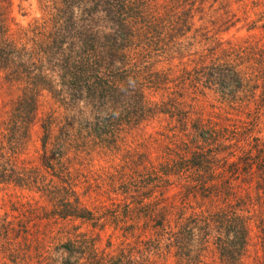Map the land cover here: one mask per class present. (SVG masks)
<instances>
[{
	"label": "trees",
	"instance_id": "16d2710c",
	"mask_svg": "<svg viewBox=\"0 0 264 264\" xmlns=\"http://www.w3.org/2000/svg\"><path fill=\"white\" fill-rule=\"evenodd\" d=\"M14 5L0 0V185L60 228L39 264H264V35L225 38L264 30V2L38 0L26 25ZM76 138L91 165L109 157L101 207L77 191Z\"/></svg>",
	"mask_w": 264,
	"mask_h": 264
},
{
	"label": "rangeland",
	"instance_id": "374dc122",
	"mask_svg": "<svg viewBox=\"0 0 264 264\" xmlns=\"http://www.w3.org/2000/svg\"><path fill=\"white\" fill-rule=\"evenodd\" d=\"M263 2L264 0H261L262 5ZM20 5L22 9L20 8ZM250 10L254 13V10L251 9V7ZM13 15L16 18V21L23 25L41 17L38 0H15ZM256 19L257 17L252 15L249 20L252 21ZM242 26L243 25L241 23L238 24L236 28H233L228 34H225V38L237 41L240 38H248L252 34L257 36L256 38L258 40L263 38L264 30H240V27ZM1 96L2 95L0 93V104L2 102ZM5 97L6 96H4V98ZM212 102H215L213 97L202 99V102L196 108L204 112L205 115L208 113H217L218 110L213 109L211 106ZM47 103L44 104V113L49 111V108L53 107V103L50 100H48ZM61 112L65 111L61 110ZM75 117L79 118L80 116ZM73 126L81 128L76 122H73ZM151 127H153V125ZM1 131L2 129H0V132ZM32 132V140L35 142L31 146L30 151L23 155V159H36V163H38L37 152L41 146L40 137L42 136V131L39 128H36L33 129ZM73 134L74 137H78L76 132ZM75 140V142H72L71 145L75 147L79 144L80 147L74 148V157L82 146L81 140L80 142L77 138ZM132 142H134L135 145H139L140 143L144 144L143 139H137ZM77 155L78 157H81L79 161L84 164V166L80 167V173L77 174V191L82 201L87 204L90 209L98 208L103 204L105 205V203H109L110 195L108 194L107 191L109 190L107 189H111V185H109L108 182L113 174L112 170L109 169V157L95 154L96 160L93 161L95 165L93 166L85 160L86 156L84 152L81 154L77 153ZM38 197L39 196L34 192L24 191L20 188L14 187L13 185H0V244L4 246H7L8 244L11 246L10 249H12V254L15 257L23 259L24 264L25 261L26 264H39L41 261L45 263V259L50 255L60 257V254L56 255L54 252H49L52 251L56 245L52 240V237L58 235V232H54V230L57 231L60 228L53 227L52 225L49 228L48 226L45 227V224L42 225L41 222L37 225L33 223L34 221H27V217H29L28 210L36 206V202L39 200ZM40 203H43V200L40 199ZM50 230H53V232ZM106 238V236H103V240L101 242L102 247H105L107 244ZM15 243L16 245H14ZM4 256L5 255L2 254V251H0V261L3 259L2 264H10L9 259L7 258L8 256H6V260Z\"/></svg>",
	"mask_w": 264,
	"mask_h": 264
}]
</instances>
